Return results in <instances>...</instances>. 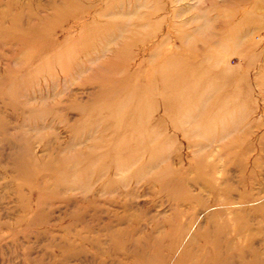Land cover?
<instances>
[{
	"label": "rangeland",
	"instance_id": "rangeland-1",
	"mask_svg": "<svg viewBox=\"0 0 264 264\" xmlns=\"http://www.w3.org/2000/svg\"><path fill=\"white\" fill-rule=\"evenodd\" d=\"M0 264H264V0H0Z\"/></svg>",
	"mask_w": 264,
	"mask_h": 264
}]
</instances>
